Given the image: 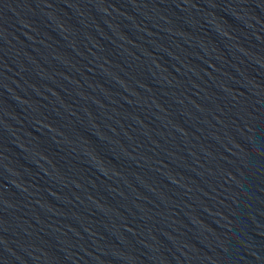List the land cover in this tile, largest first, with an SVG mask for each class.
<instances>
[{
	"label": "water",
	"instance_id": "obj_1",
	"mask_svg": "<svg viewBox=\"0 0 264 264\" xmlns=\"http://www.w3.org/2000/svg\"><path fill=\"white\" fill-rule=\"evenodd\" d=\"M0 264H264V0H0Z\"/></svg>",
	"mask_w": 264,
	"mask_h": 264
}]
</instances>
